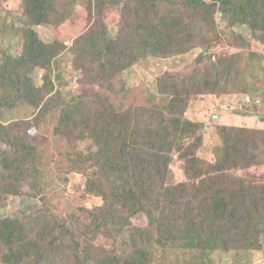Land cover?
Segmentation results:
<instances>
[{
    "label": "trees",
    "instance_id": "trees-1",
    "mask_svg": "<svg viewBox=\"0 0 264 264\" xmlns=\"http://www.w3.org/2000/svg\"><path fill=\"white\" fill-rule=\"evenodd\" d=\"M83 3L20 0L22 26H0V264H218L264 251V180L231 175L264 165V131L238 128L200 100L264 89L258 80L251 88L245 68L261 55L237 32L264 45V0ZM44 27L56 36L43 38ZM66 52L82 75L76 92L55 81ZM195 52L187 70L163 75L162 98L129 88L125 73L138 63ZM47 119V137L31 140ZM208 130L220 142L214 162L199 157ZM57 168L82 175L103 202L80 209L77 225L51 208ZM11 198L20 210L7 211Z\"/></svg>",
    "mask_w": 264,
    "mask_h": 264
},
{
    "label": "rangeland",
    "instance_id": "rangeland-1",
    "mask_svg": "<svg viewBox=\"0 0 264 264\" xmlns=\"http://www.w3.org/2000/svg\"><path fill=\"white\" fill-rule=\"evenodd\" d=\"M83 4L87 5V0H84ZM20 12V0L2 1V7L0 12V24H15L16 26L21 27V21H23V19H21L22 16ZM78 13L85 14L81 9L78 10ZM109 14V22L112 23L114 20V22L116 23L117 19L113 17L112 13ZM226 24L227 22L221 21L220 29L225 31ZM0 26H2V24ZM40 32L43 38H47L48 36L55 37L57 34V31H51L47 27L41 28ZM237 32L242 36L246 37L249 40L250 45L252 43L253 51L258 52L261 55V57L256 63L251 64L252 66L245 67L249 75L250 84L252 85L251 88L253 89V87H255L253 86L252 82H257V80L261 81L263 86L264 45L255 41L249 31L245 28H238ZM5 37L7 38L10 36ZM227 37H229V39L232 38L230 34H228L227 36L226 33H224L223 39H226ZM227 44H229V41H227ZM221 50H223L224 52L227 51V48L222 46ZM228 50L231 49L229 48ZM199 52L171 59L150 58L147 61L138 63L132 69L126 71L125 73V78L129 84V88H132L139 93L136 95L139 99H142L143 94L147 93V91L158 94V89L160 85L159 81L161 80V78H163V75H165V73L167 72L174 73V75H180L181 71L188 69L185 68L186 65L192 63V61L195 59L196 55ZM73 60L74 56L70 52H66L58 59L57 64L55 66L56 72L54 76L56 84L59 89L64 92H76L81 88L80 82L82 80V75L80 72L75 71L74 67L72 66ZM43 75L44 72L42 70H37L35 72L34 79L35 83L38 86H41L43 84ZM159 97L162 98V96L160 95ZM200 100H212L205 102V107L211 106L213 108H217L219 112L224 110L222 111V113H226L229 118L235 120V124L238 125V128L246 129L247 127L252 128L253 126H255L254 128H258V126H261L260 129L264 131V123H261L259 121L260 119H255V122H253V118L251 116H244L245 114H247V111L249 112V114L254 113L258 114L260 117H264V89L255 88V90L253 91L250 90L249 94L243 95L242 98L238 94L232 93L226 96H222L219 100H216L215 97H213V99ZM256 100H259V104H255ZM49 122L50 120L47 119L44 122L42 128L37 130L32 129L29 133L31 140L37 141L39 138L47 137L45 133L49 129ZM29 129L26 128V131H28ZM205 142L207 145L205 147V152L200 153L199 157L207 160L208 162H214L216 159L214 147L215 145L220 144L219 138L217 137V133L208 130L207 135L205 136ZM49 148H51V146H49ZM52 148L54 150H57L54 147ZM58 170L59 168H57L56 171H52L48 176L51 177V180H54L55 182V184L52 186L53 188L51 189L50 193H48V197L52 198L51 208L55 212V214L58 215L60 218L71 219V221L77 225L79 222L84 221V219H86L84 216L86 215V213L80 211V209H85L90 212L95 211L98 207L103 204V202L100 198L88 195L86 193V179L82 175L71 174L70 176H65L61 173V171ZM172 171L174 184H180L188 181L185 171L183 169V165L178 160L173 163ZM248 173L255 174L259 180H264V165L247 171H235L232 172L231 175L244 177ZM58 178L62 179L60 180ZM20 204L21 203L19 199L11 198L7 211L15 212L17 210H20ZM35 204L37 203L33 202L30 204V206L32 207ZM1 214H3L2 211H0V215ZM140 222H142V220ZM140 222L135 221L136 225H139ZM218 264H264V251L253 252L249 255L240 258L236 256L232 257L225 255L223 256V260L218 262Z\"/></svg>",
    "mask_w": 264,
    "mask_h": 264
}]
</instances>
